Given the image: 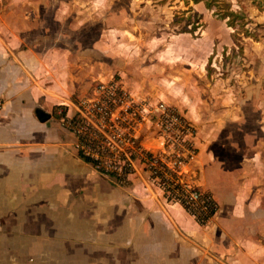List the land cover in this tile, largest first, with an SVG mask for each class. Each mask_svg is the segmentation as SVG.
Listing matches in <instances>:
<instances>
[{"label":"crops","instance_id":"1","mask_svg":"<svg viewBox=\"0 0 264 264\" xmlns=\"http://www.w3.org/2000/svg\"><path fill=\"white\" fill-rule=\"evenodd\" d=\"M26 29L0 20V264H264V159L256 170L246 158L232 177L201 133L195 185L218 204L207 225L156 185L161 193L117 184L79 157L59 112L42 104L61 95L38 80L36 45H12Z\"/></svg>","mask_w":264,"mask_h":264},{"label":"rangeland","instance_id":"2","mask_svg":"<svg viewBox=\"0 0 264 264\" xmlns=\"http://www.w3.org/2000/svg\"><path fill=\"white\" fill-rule=\"evenodd\" d=\"M23 1L0 0V20L4 26L13 19L16 28L27 27L24 43L12 45H36L43 62L37 65L38 80L61 95L44 96L42 104L59 112L61 126L67 125L64 112L102 98L101 83L113 82L120 90L111 121L121 133L140 137L151 153L165 154L164 138L154 119L142 118L137 104L163 101L192 121L197 154L183 169L192 185L200 171L201 133L213 141V155L231 161L232 177L246 158H255L248 169H259L257 161L264 159V0H227L247 16L251 37L240 30V20L232 27L204 2L25 0L34 3L25 6ZM39 32L44 35L40 43ZM84 112L97 121L92 109ZM215 172L209 169L208 179ZM253 176L249 170L248 177ZM131 178L130 191L161 193L140 160Z\"/></svg>","mask_w":264,"mask_h":264},{"label":"built area","instance_id":"3","mask_svg":"<svg viewBox=\"0 0 264 264\" xmlns=\"http://www.w3.org/2000/svg\"><path fill=\"white\" fill-rule=\"evenodd\" d=\"M119 90L113 82L101 83L98 91L103 94L102 98L91 103L83 101L65 112L62 118L67 120V125L64 126L73 133L78 152L96 161L91 165L98 172L114 174L122 186L132 181L136 161L140 160L151 182L162 190L169 202L181 204L201 225L209 224L218 211L214 196L189 183L183 173L197 154L195 125L163 101L137 104L142 118L154 119L164 138L165 154L143 155L142 149L135 144L140 137L131 132L121 133L111 121ZM84 109H92L97 121L87 117ZM75 116L79 119L73 122Z\"/></svg>","mask_w":264,"mask_h":264},{"label":"trees","instance_id":"4","mask_svg":"<svg viewBox=\"0 0 264 264\" xmlns=\"http://www.w3.org/2000/svg\"><path fill=\"white\" fill-rule=\"evenodd\" d=\"M165 1V0H163ZM167 1V0H166ZM186 3H189V1H193L194 4H198L200 2H204L206 7L208 9H215V13L220 16L222 19L226 20L227 19V22L230 26L234 27L236 26V22L238 20H240V23L238 24L240 27H241V31L244 33L245 36L247 37H251L253 34L251 33V31L249 29L246 28V24L248 23V19H247V16L244 15V13H242L241 11H236L232 8V5L230 2H228L227 0H184ZM260 8L264 9L263 6L260 5ZM191 10V9H190ZM198 24V22H197ZM197 25H193L194 29H196ZM241 33L240 31L236 32V34H239ZM66 116V113L64 112L62 114V117H65ZM78 116H75L72 121L75 122L77 121ZM135 144L137 147H139L140 149H142V153L143 155H147L148 157H153V153L145 150L142 148L141 146V139L138 138L136 141H135ZM79 154V157L82 158L84 161H86L87 163H90L92 165H95L96 164V161L92 160L90 157L88 156H85L81 151L78 152ZM137 158V157H136ZM140 158V157H139ZM142 158V156H141ZM103 174V173H102ZM104 175L108 176L109 178L113 179L117 184L121 185L119 183V181L116 179L115 175L112 174V173H105ZM131 184V181H128V183L126 184V186H130ZM122 186V185H121Z\"/></svg>","mask_w":264,"mask_h":264},{"label":"water","instance_id":"5","mask_svg":"<svg viewBox=\"0 0 264 264\" xmlns=\"http://www.w3.org/2000/svg\"><path fill=\"white\" fill-rule=\"evenodd\" d=\"M39 115H40V114H39ZM40 118H41V116H40ZM48 118H49V115H48V114H47V115L45 114L43 120H47ZM41 119H42V118H41Z\"/></svg>","mask_w":264,"mask_h":264},{"label":"flooded vegetation","instance_id":"6","mask_svg":"<svg viewBox=\"0 0 264 264\" xmlns=\"http://www.w3.org/2000/svg\"><path fill=\"white\" fill-rule=\"evenodd\" d=\"M39 112H41V111L39 110ZM40 115H42V114L40 113Z\"/></svg>","mask_w":264,"mask_h":264}]
</instances>
